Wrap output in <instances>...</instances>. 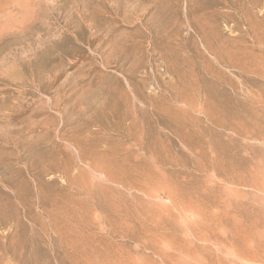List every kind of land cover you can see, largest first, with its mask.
Masks as SVG:
<instances>
[{"label":"rangeland","instance_id":"374dc122","mask_svg":"<svg viewBox=\"0 0 264 264\" xmlns=\"http://www.w3.org/2000/svg\"><path fill=\"white\" fill-rule=\"evenodd\" d=\"M0 264H264V0H0Z\"/></svg>","mask_w":264,"mask_h":264}]
</instances>
